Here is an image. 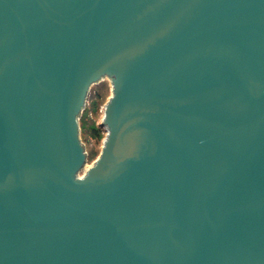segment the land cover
<instances>
[{"label": "water", "instance_id": "1", "mask_svg": "<svg viewBox=\"0 0 264 264\" xmlns=\"http://www.w3.org/2000/svg\"><path fill=\"white\" fill-rule=\"evenodd\" d=\"M0 264H264V0H0Z\"/></svg>", "mask_w": 264, "mask_h": 264}, {"label": "rangeland", "instance_id": "2", "mask_svg": "<svg viewBox=\"0 0 264 264\" xmlns=\"http://www.w3.org/2000/svg\"><path fill=\"white\" fill-rule=\"evenodd\" d=\"M112 95V84L109 78H104L93 85L87 105L80 118L81 139L84 141L88 153L87 166H90L98 158L102 151L107 129L102 125L105 105ZM99 129L98 136L94 130Z\"/></svg>", "mask_w": 264, "mask_h": 264}, {"label": "trees", "instance_id": "3", "mask_svg": "<svg viewBox=\"0 0 264 264\" xmlns=\"http://www.w3.org/2000/svg\"><path fill=\"white\" fill-rule=\"evenodd\" d=\"M99 133H100L99 129H95V130H94V135H95V136H98Z\"/></svg>", "mask_w": 264, "mask_h": 264}, {"label": "bare ground", "instance_id": "4", "mask_svg": "<svg viewBox=\"0 0 264 264\" xmlns=\"http://www.w3.org/2000/svg\"><path fill=\"white\" fill-rule=\"evenodd\" d=\"M87 167H89V166H87Z\"/></svg>", "mask_w": 264, "mask_h": 264}]
</instances>
